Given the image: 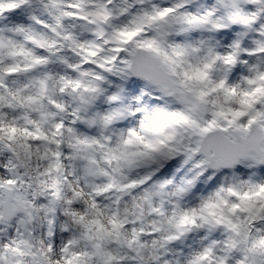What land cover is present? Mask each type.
<instances>
[{
  "label": "snow or ice",
  "instance_id": "1",
  "mask_svg": "<svg viewBox=\"0 0 264 264\" xmlns=\"http://www.w3.org/2000/svg\"><path fill=\"white\" fill-rule=\"evenodd\" d=\"M0 264H264V0H0Z\"/></svg>",
  "mask_w": 264,
  "mask_h": 264
}]
</instances>
